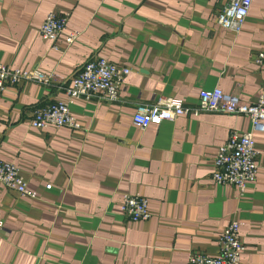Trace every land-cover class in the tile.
I'll list each match as a JSON object with an SVG mask.
<instances>
[{
	"label": "crops",
	"instance_id": "obj_1",
	"mask_svg": "<svg viewBox=\"0 0 264 264\" xmlns=\"http://www.w3.org/2000/svg\"><path fill=\"white\" fill-rule=\"evenodd\" d=\"M229 1L0 0V63L51 76L0 98V161L17 164L35 193L0 185V264H188L191 252L216 256L233 219L242 264H264V131L254 133L257 178L240 190L213 181V160L231 132L250 127L247 117L203 111L144 130L132 119L159 96L195 106L203 89L256 101L264 0L253 1L238 33L218 23ZM51 12L68 15L74 44L41 36ZM98 57L131 67L119 97L74 100L80 129L31 126L33 112L65 99L73 76ZM136 193L148 200V220L121 211L124 194Z\"/></svg>",
	"mask_w": 264,
	"mask_h": 264
},
{
	"label": "built area",
	"instance_id": "obj_2",
	"mask_svg": "<svg viewBox=\"0 0 264 264\" xmlns=\"http://www.w3.org/2000/svg\"><path fill=\"white\" fill-rule=\"evenodd\" d=\"M254 0H230L218 16L220 26L238 33L248 17ZM68 15L51 12L47 14L40 34L43 38L59 41L65 38L69 45L76 42L79 32L68 31ZM256 63L264 74V47L257 53ZM131 67L118 65L106 57L87 60L73 76L72 84L66 90V98L36 109L30 118V124L37 129L47 127H70L80 129L82 123L73 114L71 104L79 98L90 99L102 94L109 100L119 97L125 77ZM51 76L34 69L12 68L0 63V98L4 91L23 81L48 83ZM198 104L189 105L185 100L173 96H159L153 103H141L133 113L135 126L144 130L151 124H161L166 120H175L181 115H198L203 111H220L240 114L248 118L250 127L245 131L231 132L228 140L218 147L213 160V181L221 186L233 185L244 190L256 180L259 172L258 155L254 133L264 131V81L253 103H244L233 93L220 88L200 91ZM0 185L16 189L23 195L35 196L28 189L27 181L20 168L12 161H0ZM47 184L46 188H51ZM121 211L132 221L148 220L151 217L147 198L140 194H124ZM4 223L0 220V237ZM246 250L240 233V221L233 219L225 227L219 239V251L216 256L200 252H191L188 264H242V255Z\"/></svg>",
	"mask_w": 264,
	"mask_h": 264
}]
</instances>
